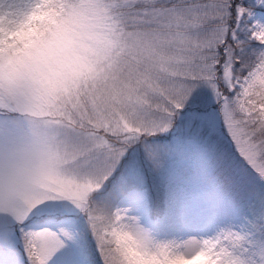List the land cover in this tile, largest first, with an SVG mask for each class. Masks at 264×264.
I'll use <instances>...</instances> for the list:
<instances>
[{
  "label": "clouds",
  "instance_id": "obj_1",
  "mask_svg": "<svg viewBox=\"0 0 264 264\" xmlns=\"http://www.w3.org/2000/svg\"><path fill=\"white\" fill-rule=\"evenodd\" d=\"M204 3L0 0V218L18 233L16 264H35L26 222L48 210L81 222L100 264H264V240L250 231L161 235L100 196L130 152L144 149L153 174L165 169L176 153L152 138L173 130L200 89L264 153V22L245 9L238 39L233 15L213 18ZM130 181L121 171L117 192Z\"/></svg>",
  "mask_w": 264,
  "mask_h": 264
},
{
  "label": "rangeland",
  "instance_id": "obj_2",
  "mask_svg": "<svg viewBox=\"0 0 264 264\" xmlns=\"http://www.w3.org/2000/svg\"><path fill=\"white\" fill-rule=\"evenodd\" d=\"M151 146L176 155L157 175L149 170L144 149L130 152L106 184L101 198L115 196L130 204L143 216V223L161 235L211 234L225 226L249 231L253 224L264 223V182L236 154L206 90L194 93L173 130L152 138ZM197 168L198 174L189 179ZM121 171L132 183L117 192L114 185ZM220 176L226 181L217 187L215 181ZM212 178L215 181L209 182ZM26 226L32 231L63 228L73 237L49 264H87L90 248L99 264L91 237L71 214L57 210L34 213ZM0 256L6 264H16L23 258L18 233L11 235L8 221L3 218Z\"/></svg>",
  "mask_w": 264,
  "mask_h": 264
},
{
  "label": "snow or ice",
  "instance_id": "obj_3",
  "mask_svg": "<svg viewBox=\"0 0 264 264\" xmlns=\"http://www.w3.org/2000/svg\"><path fill=\"white\" fill-rule=\"evenodd\" d=\"M204 8L214 18L215 14L227 11L230 12L236 20L237 29L233 33V37L242 39L243 34L239 30V21L245 13V9L252 15L253 18H258L259 21L264 22V0H229L227 3H219L218 0H205ZM222 103L221 101H217ZM227 137L230 138L235 152L240 159L252 169V171L260 177H264V153H258L257 149L244 138V133L237 130L228 122L225 116V123L223 125ZM114 163L118 157L110 158ZM109 182V180H108ZM107 182V183H108ZM132 183V181H130ZM122 205L121 211L127 213H136L133 206L125 204L120 201ZM137 214V213H136ZM257 240H264V223L253 224L249 230ZM243 230H221V239H243ZM25 235V239L29 244L35 245L37 254L35 256V264H49V261L59 252L64 249L67 242L73 237L63 228H58L55 231L48 228H43L38 231H31ZM96 253L100 252L99 245L95 249ZM100 264V262H99Z\"/></svg>",
  "mask_w": 264,
  "mask_h": 264
},
{
  "label": "trees",
  "instance_id": "obj_4",
  "mask_svg": "<svg viewBox=\"0 0 264 264\" xmlns=\"http://www.w3.org/2000/svg\"><path fill=\"white\" fill-rule=\"evenodd\" d=\"M237 154V153H236ZM238 155V154H237ZM239 158V157H238ZM226 173V172H225ZM227 175V174H226ZM225 175V177H226ZM224 176H220L218 178V181H219V184H222L223 181L225 180L226 181V178ZM87 264H97L96 263V260H95V257H94V251L91 250V248L89 249V256L87 258Z\"/></svg>",
  "mask_w": 264,
  "mask_h": 264
}]
</instances>
